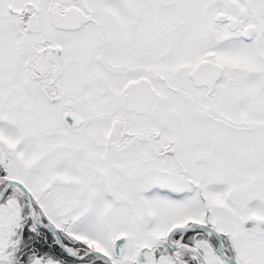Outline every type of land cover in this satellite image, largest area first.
Returning <instances> with one entry per match:
<instances>
[{"label":"snow or ice","instance_id":"obj_1","mask_svg":"<svg viewBox=\"0 0 264 264\" xmlns=\"http://www.w3.org/2000/svg\"><path fill=\"white\" fill-rule=\"evenodd\" d=\"M0 264H264V0H0Z\"/></svg>","mask_w":264,"mask_h":264}]
</instances>
